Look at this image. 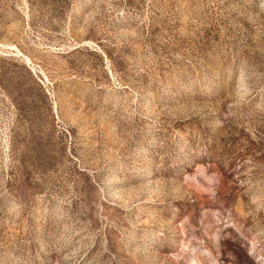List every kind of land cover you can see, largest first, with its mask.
I'll return each instance as SVG.
<instances>
[{"label":"rangeland","instance_id":"obj_1","mask_svg":"<svg viewBox=\"0 0 264 264\" xmlns=\"http://www.w3.org/2000/svg\"><path fill=\"white\" fill-rule=\"evenodd\" d=\"M0 264H264V0H0Z\"/></svg>","mask_w":264,"mask_h":264}]
</instances>
